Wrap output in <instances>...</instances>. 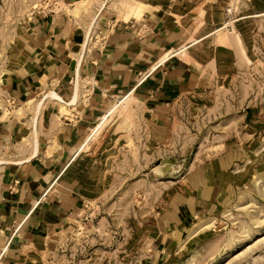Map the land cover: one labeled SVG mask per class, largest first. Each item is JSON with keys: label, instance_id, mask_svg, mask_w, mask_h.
I'll list each match as a JSON object with an SVG mask.
<instances>
[{"label": "rangeland", "instance_id": "1", "mask_svg": "<svg viewBox=\"0 0 264 264\" xmlns=\"http://www.w3.org/2000/svg\"><path fill=\"white\" fill-rule=\"evenodd\" d=\"M66 7L0 0V146L7 155L29 144L25 119L34 101L26 100L51 78L16 79L29 64L27 20ZM176 12L183 29L170 54L196 70L195 88L160 108L132 96L112 99L56 164L51 195L33 215L45 230L7 248L0 214V264H264V0H196ZM93 13L79 12L75 29L66 12L74 43H82ZM94 34L89 48L102 39ZM58 111L46 103L40 125ZM60 114L70 118L71 109ZM13 122L20 128L11 135Z\"/></svg>", "mask_w": 264, "mask_h": 264}, {"label": "crops", "instance_id": "2", "mask_svg": "<svg viewBox=\"0 0 264 264\" xmlns=\"http://www.w3.org/2000/svg\"><path fill=\"white\" fill-rule=\"evenodd\" d=\"M84 1L48 0L58 6L75 5L66 7L75 29L80 27L79 12L94 11L80 45L74 43L69 19L61 9L50 10L48 14L33 12L25 26L29 64L20 74L16 73V79L20 77L25 81L41 72L42 76L54 80L43 77L34 93L41 96L26 100L34 101L33 112L25 119L31 125L29 133L26 132L29 144L20 143V154L15 150L13 156L7 155L3 145L0 146V214L8 233L7 248L15 240L28 243L34 238L31 233L45 230L46 222L36 220L33 215L51 195L46 188L52 181L56 164L79 138L83 136L84 140L91 132L92 124L107 111L112 99L132 96L140 103L160 108L195 88L196 70L179 62L177 54H170V50H174L183 29L177 24L181 16L175 15L176 10H185L196 0H90L92 4L87 10L80 7ZM114 7L120 11L109 10ZM92 33L95 39H102L98 46L89 48ZM22 56L14 72L25 62L26 55ZM82 80L85 88H81ZM54 83L58 93L49 88ZM52 93L64 104L73 102L63 106L65 110L71 109L70 118L60 114L61 105L50 95ZM48 102L59 111L40 125L41 109ZM15 128L20 127L13 122L6 130L14 135ZM24 135L23 128L21 139ZM7 137L5 135L3 143H9L11 137ZM34 148L36 156L31 157ZM6 157L16 159H3Z\"/></svg>", "mask_w": 264, "mask_h": 264}, {"label": "bare ground", "instance_id": "3", "mask_svg": "<svg viewBox=\"0 0 264 264\" xmlns=\"http://www.w3.org/2000/svg\"><path fill=\"white\" fill-rule=\"evenodd\" d=\"M52 97H54L55 98V100L59 103V105H61L60 107L61 108H63V106H67L68 104H64L63 102H62V99L60 98V97H58L56 94H54V93H52V94H50ZM52 97H51V99H52ZM50 99V98H49ZM74 100V99H73ZM71 103H73V102H71ZM70 103V104H71ZM66 107H64L63 109H65ZM32 121H34V120H32ZM36 145V144H35ZM33 150V149H32ZM48 155V154H47ZM36 156V149L34 148V152L31 154V157H35ZM30 159V158H29Z\"/></svg>", "mask_w": 264, "mask_h": 264}]
</instances>
